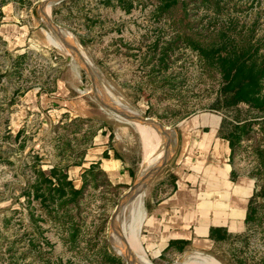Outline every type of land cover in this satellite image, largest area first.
<instances>
[{
	"label": "rangeland",
	"instance_id": "1",
	"mask_svg": "<svg viewBox=\"0 0 264 264\" xmlns=\"http://www.w3.org/2000/svg\"><path fill=\"white\" fill-rule=\"evenodd\" d=\"M160 1L62 0L46 9L49 18L65 30V38L91 62L101 92L116 107L108 92L138 116L162 123L171 134L169 161L146 182L143 192L125 204L116 222L115 231L122 242L113 233L111 220L135 180L130 186L118 187L98 176L87 180L81 199L67 209L78 228L74 243L69 242L66 231L70 224H53L37 202L29 205L22 196L33 181L29 169L33 159L38 158L44 172L54 166L63 169L79 190L90 166L81 175L77 167L101 129L111 132L108 147L112 151L114 145V156L136 169L139 178L147 172L144 168H152L162 158L164 140L153 129L120 120L99 104L78 57L73 58L41 22L37 13L41 0L8 2L17 11L15 17L22 16L20 22L32 25L35 20L46 41L33 44L32 40L15 48L0 40V264H128V255L119 252L123 248L149 264H211L207 260L264 264V201L259 196L252 201L254 221L207 251L185 249L180 255L152 258L140 247L144 203L153 205L172 191L179 123L202 114L216 115L221 118L220 132L226 135L235 121L259 117L245 105L225 107L219 76L205 73L196 53L177 43L175 23L184 17L193 33L212 37L215 29L226 27L228 21L224 15L214 16L205 10L210 2H219L223 14L238 17L239 26H247L243 29L253 26L255 40H264V0H178L166 14L159 12ZM239 9L241 13L236 15ZM57 79L69 84L76 106L84 105L79 114L56 112L54 106L46 109L39 95L51 94ZM256 121L250 136L241 140L229 160L234 179H251L253 191V174H258L255 148L264 150V134L257 125L264 123V118ZM140 127L145 128V135ZM19 131L23 134L15 140ZM261 172L257 190L264 187V168ZM32 213L44 221L34 225Z\"/></svg>",
	"mask_w": 264,
	"mask_h": 264
},
{
	"label": "crops",
	"instance_id": "2",
	"mask_svg": "<svg viewBox=\"0 0 264 264\" xmlns=\"http://www.w3.org/2000/svg\"><path fill=\"white\" fill-rule=\"evenodd\" d=\"M11 5L6 3L0 8V40L15 48L32 40L33 44L46 41L42 30L35 27V20L31 21L33 26L20 22L22 16L16 18L17 11ZM47 40L54 45L49 37ZM68 85L64 79H57L51 94L39 95L45 101L46 109L54 106L56 112L70 115L82 111L84 105L74 104L76 98L70 96ZM179 127L172 191L153 205L144 203L140 224L144 233L141 239L139 237V244L145 255L152 258L180 255L185 249L207 251L217 245L210 238L211 229H220L229 235L241 233L253 194L254 182L251 179L231 178V150L228 141L221 136L220 117L202 114L181 121ZM110 135L106 128L99 131L76 172L81 175L84 169L97 164L111 184L130 186L139 174L114 156V145L112 151L108 147ZM144 170L147 171L148 167Z\"/></svg>",
	"mask_w": 264,
	"mask_h": 264
},
{
	"label": "trees",
	"instance_id": "3",
	"mask_svg": "<svg viewBox=\"0 0 264 264\" xmlns=\"http://www.w3.org/2000/svg\"><path fill=\"white\" fill-rule=\"evenodd\" d=\"M9 1L11 0H0V8ZM178 3V0H161L159 12L166 14ZM205 10L213 13L214 16L224 15V17H228L226 27L217 28L212 37L204 38L200 34L191 31L192 28L184 17L183 19L178 18L175 23L177 43L196 53L201 69L205 73L219 76L222 83L221 94L226 101L225 107L227 109L245 105L250 112H255L259 116L252 118L249 120L250 122L247 119L235 121L228 134L224 135L221 132V136L229 143L231 159L236 146L243 138L249 137L252 133L254 122H257V119L264 118V53H261V50L264 49V40H255L253 26L243 29L247 26L240 27L237 16H235L237 18H230V13L225 12L223 14L224 8L220 6L219 2H210ZM235 13L236 15L240 14L241 9L235 11ZM1 16L0 12V19ZM257 125L260 127V132L264 134V123H257ZM22 134L23 131H19L14 137L15 140L20 138ZM255 155L258 167L255 172L258 173L256 174L258 176L253 174L256 183L253 195L248 202L245 218L246 226L254 221L253 199L259 196L264 201V187L260 190L256 188L258 186L256 179L261 177V171L264 168V150L255 148ZM103 156L107 157L106 154ZM29 166L33 181L27 184L22 196L25 197L29 205L33 201L37 202L40 211L53 224L60 227H66L70 224V228L66 231L69 233V242L74 243L78 235V228H76V223L72 221L73 218L67 214V209L81 199L88 179L94 180L98 176L105 178L107 181L108 179L97 164L92 165L83 173V185L81 189L77 190L73 187L72 182L68 180L63 169L54 166L48 172H44L39 167L38 158H34ZM231 178L234 179V171L231 172ZM117 186L119 187V185ZM60 213H63V215ZM31 219L34 225L37 221L38 223L44 221L41 218H38L41 220L34 218L33 213ZM231 237L232 235L222 233L220 229H211L210 231V238L217 245L225 243Z\"/></svg>",
	"mask_w": 264,
	"mask_h": 264
},
{
	"label": "water",
	"instance_id": "4",
	"mask_svg": "<svg viewBox=\"0 0 264 264\" xmlns=\"http://www.w3.org/2000/svg\"><path fill=\"white\" fill-rule=\"evenodd\" d=\"M62 0H41V2L38 5L37 8V13L40 17L41 22L46 25V27L64 44H66L65 40H64V34L63 31H65L64 29L60 28L57 24H55L50 18L49 15L46 14V9L47 7L51 8L52 5L58 4L59 2H61ZM67 45L69 47H73V45L71 46L69 43H67ZM66 45V48L68 47ZM74 48V47H73ZM79 54V53H78ZM78 62L81 65V67L83 68V70L85 71V73L87 74L90 82H91V86H92V90L94 92L95 98L96 100L99 102V104L105 108L107 111H109L112 115H114L116 118L123 120L127 123H138V124H142V125H146V126H151L153 128H155V130L163 137L164 142H165V154L163 156V158L161 159V161L154 166L152 169H150L149 171H147L140 179H137L135 181V183L133 184V186L131 188H129L127 190V192H125V194L122 196L120 202L118 203V205L116 206L114 213H113V217L115 215V213L117 212V210L119 208H121V206L123 204H125L127 201H129L131 199V197L133 196V194L135 193V190L137 188L138 185H142L144 187V185L146 184V182L159 170L161 169L163 166H165L167 164V162L169 161L170 158V154H171V141H170V137L171 134L169 132L168 127L164 126L162 123L157 122L151 118H145V117H141L138 115H131V114H127L124 112H120L118 110H116L115 108H113L111 105L107 104L104 99H103V95L100 89V85L97 81L96 75L92 69V67L88 64V62L79 54L78 55ZM71 59L68 57L67 61H70ZM112 217V219H113ZM112 222V220H111ZM177 264V263H176Z\"/></svg>",
	"mask_w": 264,
	"mask_h": 264
},
{
	"label": "bare ground",
	"instance_id": "5",
	"mask_svg": "<svg viewBox=\"0 0 264 264\" xmlns=\"http://www.w3.org/2000/svg\"><path fill=\"white\" fill-rule=\"evenodd\" d=\"M47 8H49V7H47ZM54 37V36H53ZM64 38V40H65V42H66V44H64V43H62L60 40V44L62 45V46H64L65 48H66V45H67V43H69L71 46H72V44L69 42V40H67V38H65V36L63 37ZM56 39V38H55ZM58 39V38H57ZM68 46V45H67ZM74 47V46H73ZM71 48V47H67L66 49L70 52V54H71V56L73 57V58H76L77 59V57H78V55L80 54L87 62H88V64L92 67V68H94L93 66H92V64H91V62L85 57V55H83L77 48ZM79 53V54H78ZM71 59V58H70ZM79 60V59H78ZM105 89V88H104ZM102 95H103V99H104V101L107 103V104H109V105H111L113 108H115L116 110H118V111H120V112H124V113H127V114H131V115H137L135 112H133L132 110H130L129 109V107L126 105V104H124V103H122L120 100H118V99H116L110 92H108V96H110L112 99H113V101L115 102V104L119 107H116L111 101H110V99L104 94V92L102 93ZM136 125H140V126H145V127H148V128H151V129H153L154 131H156L155 130V128H153V127H150V126H146V125H142V124H138V123H135ZM141 128V127H140ZM145 129V128H144ZM143 128H141V130L144 132V134H143V132L141 131V133L143 134V135H145V130H144ZM156 133L161 137V138H163L157 131H156ZM143 135H141V136H143ZM164 140V139H163ZM144 141V140H143ZM164 154H165V142H164V153H163V156H164ZM163 156H162V158H163ZM161 158V159H162ZM161 159L159 160V162L161 161ZM158 162V163H159ZM157 163V164H158ZM157 164H155L154 166H156ZM150 166V165H149ZM153 166V167H154ZM152 167V168H153ZM152 168H150V167H148V170H150V169H152ZM147 170V171H148ZM143 175H144V173H143ZM142 175V176H143ZM141 176V177H142ZM140 177V178H141ZM140 178H138V179H140ZM140 191H142L143 192V186L142 185H138L137 186V188H136V190H135V193L133 194V196L131 197V199L138 193V192H140ZM130 199V200H131ZM129 200V201H130ZM129 201H127L126 203H128ZM125 203V204H126ZM125 204H123L122 206H121V208H119L118 210H117V212L115 213V215H114V217H113V219H112V231H113V233L114 234H116L117 235V237L119 238V240L121 241V238H120V236H119V233H116V231H115V225H116V222H117V220L120 218V215H121V212H123V209H124V206H125ZM118 227H120V224H119V226ZM122 235V234H121ZM122 242V241H121ZM122 245H123V243H121ZM120 253L122 252V253H124L125 255H128L127 256V258H126V260H127V263L128 264H149V263H147L146 261H143V260H140V259H137V258H135V256L133 257L131 254H129L124 248L123 249H121L120 251H119ZM201 258H203V259H205V260H207V258H205V257H203V256H200ZM124 258V257H123ZM207 261H209L211 264H215L214 262H212V261H210V260H207Z\"/></svg>",
	"mask_w": 264,
	"mask_h": 264
}]
</instances>
